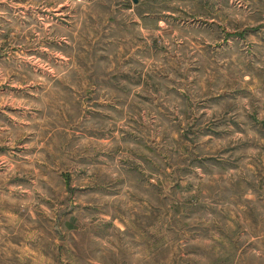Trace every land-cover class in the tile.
<instances>
[{
  "label": "rangeland",
  "instance_id": "rangeland-1",
  "mask_svg": "<svg viewBox=\"0 0 264 264\" xmlns=\"http://www.w3.org/2000/svg\"><path fill=\"white\" fill-rule=\"evenodd\" d=\"M0 264H264V0H0Z\"/></svg>",
  "mask_w": 264,
  "mask_h": 264
},
{
  "label": "water",
  "instance_id": "water-1",
  "mask_svg": "<svg viewBox=\"0 0 264 264\" xmlns=\"http://www.w3.org/2000/svg\"><path fill=\"white\" fill-rule=\"evenodd\" d=\"M133 2H135V0H132Z\"/></svg>",
  "mask_w": 264,
  "mask_h": 264
}]
</instances>
